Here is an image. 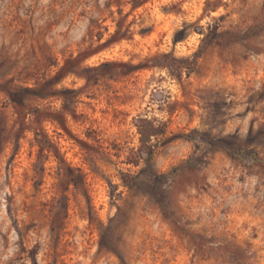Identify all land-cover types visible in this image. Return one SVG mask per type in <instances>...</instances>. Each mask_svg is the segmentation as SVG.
<instances>
[{
	"label": "rangeland",
	"instance_id": "obj_1",
	"mask_svg": "<svg viewBox=\"0 0 264 264\" xmlns=\"http://www.w3.org/2000/svg\"><path fill=\"white\" fill-rule=\"evenodd\" d=\"M0 264H264V0H0Z\"/></svg>",
	"mask_w": 264,
	"mask_h": 264
},
{
	"label": "trees",
	"instance_id": "obj_2",
	"mask_svg": "<svg viewBox=\"0 0 264 264\" xmlns=\"http://www.w3.org/2000/svg\"><path fill=\"white\" fill-rule=\"evenodd\" d=\"M138 132L140 134V148L141 154H146L147 159L151 158L154 152L155 144L153 143V138L157 137L165 132V123L160 122L154 118L149 117H139L136 122ZM164 174L156 175V190H159L162 181L164 180ZM129 176H124V181L130 183L132 180L128 178Z\"/></svg>",
	"mask_w": 264,
	"mask_h": 264
}]
</instances>
